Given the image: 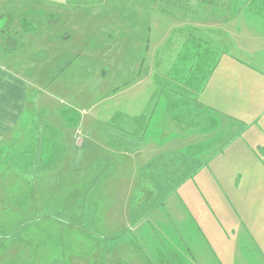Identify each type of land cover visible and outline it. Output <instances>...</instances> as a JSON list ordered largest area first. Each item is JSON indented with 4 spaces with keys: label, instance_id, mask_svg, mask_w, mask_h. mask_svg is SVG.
Wrapping results in <instances>:
<instances>
[{
    "label": "crops",
    "instance_id": "1",
    "mask_svg": "<svg viewBox=\"0 0 264 264\" xmlns=\"http://www.w3.org/2000/svg\"><path fill=\"white\" fill-rule=\"evenodd\" d=\"M28 1L44 13L4 11L0 31V216H30L39 264H246L249 249L264 264V0H204L183 20L148 0ZM77 102L88 146L65 152L46 134ZM68 168L74 206L51 213L41 191Z\"/></svg>",
    "mask_w": 264,
    "mask_h": 264
},
{
    "label": "rangeland",
    "instance_id": "2",
    "mask_svg": "<svg viewBox=\"0 0 264 264\" xmlns=\"http://www.w3.org/2000/svg\"><path fill=\"white\" fill-rule=\"evenodd\" d=\"M7 1L8 0H3L2 2H0V9L3 10V11L1 10L0 12L3 13L4 11L5 12L7 11L15 18H19L23 15V13L26 14L27 12L29 16L30 15L34 16L32 18L38 19V15L44 13L43 11H41V9L39 10L38 6L35 5L36 4L35 2L31 3L28 1L29 3H31L29 4L26 2L27 0L26 1L25 0H9L8 1L9 6L8 8L5 9L4 3H6ZM73 1H78V0H73ZM148 1L150 2L151 6L154 5V7H156V8H153V10H155V13L159 12L160 15H164V16H175L176 19H180V20L184 19L183 18L184 15L194 14L193 11H195L196 14L200 13L199 12L200 7L194 6V3H197L198 5L203 4L204 7L206 6V2L204 0H148ZM216 1H222L221 5H219L220 6L219 13H225V14L227 13L230 14V12L231 14L235 13V9H233L231 5H229V2H231L230 0H216ZM208 6H209V3H208ZM214 6H216V4H214ZM99 10L101 11V14H104L103 8H100ZM95 14L99 15L98 12L96 11L95 13L90 14V16H94L90 18H95ZM98 20L99 19H97V21H90V24L92 26H95L98 23ZM102 21L103 19L101 20V22ZM26 26L32 30H35L36 28L35 24H26ZM0 31H2L3 33L8 31L6 27V15H4V13L0 15ZM33 41H39V38L37 37L36 39H33ZM33 72L34 71L32 72L30 71V74ZM35 73L38 76L41 75V77H44L46 75L45 71H40V70L35 71ZM48 73L50 76L53 75V71H49ZM32 77H35V75L32 74ZM83 82L84 81H82V84L79 86L78 89L77 88L75 89H77V92H81L84 94L87 92L85 89H87L88 85L87 83H83ZM38 88L36 87L32 88L33 92L29 90L28 91L29 94H32V96H34L35 90H37ZM50 89L53 90V94L55 95L56 93H58L60 95L63 94L64 96H67V92L65 90L64 92H62V90H59V89L55 90V87H52ZM49 100L53 101V99H49ZM79 103L80 102H77L78 105ZM26 107H28L29 110L32 112V114H34V113H39L40 110H42L43 112L45 108V104H42V102L36 103L34 101L32 102L29 101ZM82 107L83 106L79 105L75 109H68L65 106V110H64V130L65 131H62V133L61 132L58 133L59 135L46 134L48 143H50L54 138H56L59 142L63 143V146H65V152L72 151L73 146H88V139H87L88 127L86 123L88 113L86 111L80 112L79 109H81ZM52 112H55V111H52ZM58 122H59V119H58ZM29 123H31V120H29ZM51 129L52 128L49 125L47 127V131L51 132L52 131ZM41 137H42V133L40 132L36 133L33 130V128H30L29 129V141L27 143V146H35L39 142V139ZM84 137H86L84 145L76 143V140L77 142H79L81 139H84ZM102 142L103 140H101V143ZM48 146H50V144ZM70 180H71V175H70V170L68 168L66 170V175L62 183L56 186L54 183H51L49 181V183L46 186L47 189L45 188L41 191V195H42L41 207L42 208L45 207L47 210L53 209L51 213H54V211L63 212L66 209L71 211V209L74 206V202H75L73 201V198H72V195H73L72 191H73V187L75 186V184L70 182ZM42 186L45 187L44 185ZM59 189H61L60 191L61 196L59 194L60 193ZM81 190L85 191L86 188L84 190V186H83ZM47 213H49L48 214L49 218L57 217L55 214H50V211ZM34 216H37L39 218L42 217L40 215H34ZM10 217H11L10 219L4 220L3 216H0V264H39V255L41 251V246H40L38 228L29 227L30 225L34 224V222L33 223L29 222L30 224H28L29 220H25L30 216L17 215V216H10ZM176 221L178 223V224L176 223L177 226L179 225L178 227H180L182 225L180 224V220L177 219ZM82 227L87 229L85 231L79 232L80 236H82V238L84 237L85 243L83 244L84 239H81L80 247L72 248V251L74 250V253L77 251L76 254L82 255L81 258L86 256V240L89 237L88 232L90 231L89 226L86 223H83ZM48 233H51V232H48ZM188 233L190 235V232ZM188 233H187V237H189ZM52 234H57V233L52 232ZM127 235H128L129 240H131L130 234H127ZM250 235L251 237L254 238V236L251 233ZM59 239H61V237ZM30 242L32 244H30ZM21 245L22 247H17ZM50 246L53 250H56V243L51 244V245L49 244V247ZM64 247L65 245L62 247L63 251H64ZM257 248L259 249V247ZM193 250L196 252L195 249ZM132 251H133L132 245L129 244L130 254H132ZM201 253H203L202 249H201ZM206 254L209 255V251L206 250ZM138 255H140L139 252H138ZM59 256L63 258L62 254H60ZM245 256L247 258L246 264H261L258 252L256 250L249 249ZM58 260L60 259L58 258ZM48 262H51L52 264H57V262L53 263L50 259L48 260ZM71 263L72 262H70L69 259L66 258V260H63V262H61L60 264H71Z\"/></svg>",
    "mask_w": 264,
    "mask_h": 264
}]
</instances>
